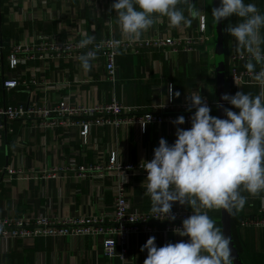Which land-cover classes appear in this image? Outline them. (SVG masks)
Returning <instances> with one entry per match:
<instances>
[{
  "label": "crops",
  "instance_id": "0c3cea01",
  "mask_svg": "<svg viewBox=\"0 0 264 264\" xmlns=\"http://www.w3.org/2000/svg\"><path fill=\"white\" fill-rule=\"evenodd\" d=\"M246 2L255 3L264 13V0ZM112 3L113 0H75L70 8H64L61 0H53L47 7L39 2L0 0V105L15 106L29 100L54 104L60 99L90 105L115 99L125 105L141 106L143 112H151L156 106L157 112L172 116V120L149 123L146 130L139 123L92 125L86 137L78 125L43 129L32 119L8 123L0 130V219L27 218L33 222L38 217H46L59 222L103 217L109 221L114 211L115 185L120 176L99 178L88 167L109 161L114 153L121 162L151 160L162 137L171 144L176 139L177 127H191L188 113L192 116L195 110L176 105L172 109L160 107L169 100L168 84H172L173 94L181 93L179 97L173 96L177 104L191 102L189 94H202L203 98L217 100L215 55L209 47L210 42L195 44L192 52L180 50L176 54L167 47H144L139 53L123 50L117 57L115 81L105 78L103 56L92 62L90 71H85L80 61L75 64L64 60L59 65L50 60H36L14 70L10 68L7 57L11 44L32 40L39 34L59 32L61 39L72 37L75 40L82 38V32L95 36V40L123 37L116 13L111 9ZM191 4L208 22L212 0H191ZM239 19L233 16L224 20L227 78L234 67L232 54L246 52L225 31L228 23H236ZM63 27L69 31L63 32ZM261 32L264 34V29ZM164 36H191L197 40L201 36L199 19L194 20L191 27L177 28L170 26L167 17H163L139 38ZM13 76H22L28 86L5 89L3 80ZM262 88L264 85L252 83L235 86L229 81L226 93L234 95L242 90L255 96ZM227 108L238 111L228 102ZM211 114L218 116L216 111ZM180 115L186 122L175 125L173 121ZM62 167L73 169L60 170ZM82 167L85 168L84 178L78 176ZM53 169H56L54 175L51 174ZM10 170H22V173L12 174ZM146 175V172L135 171L121 177L131 211L152 212L150 196L142 187L143 181L145 186L147 184ZM242 195L247 198L244 208L232 213L234 242L245 264H264V226L241 224L245 218L259 214L264 205V192L253 196L242 191ZM172 211L193 210L175 202ZM201 211H206L222 230L221 209L201 208ZM155 226L152 232L128 234L124 243L117 235L118 252L125 248L128 262L143 264L147 250L141 251V246L149 237L155 236L158 246L188 239L175 231H167L165 223ZM103 238L102 235L69 232L24 240L4 236L0 230V264H120V256L110 259L104 254Z\"/></svg>",
  "mask_w": 264,
  "mask_h": 264
},
{
  "label": "clouds",
  "instance_id": "9594fccd",
  "mask_svg": "<svg viewBox=\"0 0 264 264\" xmlns=\"http://www.w3.org/2000/svg\"><path fill=\"white\" fill-rule=\"evenodd\" d=\"M111 9L116 13L122 36L130 40L138 39L163 17L177 28L191 27L196 19L201 30L206 26L205 18L191 0H113ZM211 15L217 25L233 16L240 18L228 23L225 31L246 50V69L264 85V13L246 0H220ZM80 35V49L93 46L78 57L82 68L90 71L100 45L95 44V36L83 32ZM180 95L179 91L173 94V86L168 84V98ZM189 97V110L195 109L191 127H177L171 144L162 137L153 150V158L140 164L147 173V184L143 181L142 187L150 196L151 211L156 214L153 217L160 219L163 215L175 220V202L193 210L183 219L182 227L175 229L188 239L158 246L156 237H149L141 246V251L147 250L144 264H230V237L201 208H218L232 214L246 204L242 191L253 196L264 192V88L255 96L242 90L234 95L225 93L222 100L238 110L225 108V118L211 114L202 94ZM185 122L183 115L173 121L175 125Z\"/></svg>",
  "mask_w": 264,
  "mask_h": 264
},
{
  "label": "built area",
  "instance_id": "2783aa9c",
  "mask_svg": "<svg viewBox=\"0 0 264 264\" xmlns=\"http://www.w3.org/2000/svg\"><path fill=\"white\" fill-rule=\"evenodd\" d=\"M10 3H18L23 1L39 2L42 6L47 7L53 0H5ZM64 8H70V4L75 0H61ZM1 12V10H0ZM205 18L206 16L202 14ZM69 31L67 27H63V32ZM201 36L195 40L191 36L178 37H158V38H138L130 40L126 37L108 36L100 40H95V44L100 45L98 56H103L106 61L107 80L115 81L117 79V57L123 50L139 53L144 47H167L172 53H178L180 50L192 52L195 44L205 45L210 42L212 35L208 34L207 21L204 30H201ZM80 40L72 37L61 39V33L39 34L36 38L20 43H13L10 47V53L7 57L11 69L17 66L27 64L29 61H46L50 60L59 65L64 60L77 64L79 55L92 49L90 45L86 49L78 47ZM1 53V48H0ZM248 60L247 52H235L232 54L233 68L228 80L235 86L245 83L259 84L253 78V74L249 73L245 67ZM259 71V68L256 69ZM35 79V78H33ZM37 80V79H36ZM35 82V81H34ZM39 81H36L38 84ZM35 84V85H36ZM20 86H28V82L22 76H13L3 80V87L7 90H13ZM204 101L208 104L212 111L218 106L217 100H209L207 97ZM190 103L177 104L174 98H169L167 103L161 104L162 109H172L175 105L179 108L188 110ZM158 107V106H157ZM141 106L125 105L117 100L103 104H84L69 99H60L54 104L40 103L36 101L18 102L15 106L0 105V130L6 128L8 123L15 120L32 119L40 128H55L60 125H78L83 128V134L86 137L92 125H120L129 123H139L143 130L149 123H162L172 120V116L164 115L156 111V106L151 112H143ZM195 110V109H192ZM211 111V112H212ZM190 117L191 114L188 113ZM141 162H121L117 155L112 154L109 161H101L88 169L94 172L95 176L104 178L107 175H118L120 179L124 175L132 174L135 171L146 172L140 167ZM60 170H69L73 168L62 167ZM79 177L84 178L86 174L82 172L84 167L80 168ZM54 171V172H53ZM56 169L51 174L54 175ZM22 173V170H10V173ZM47 175H50L47 174ZM118 179L115 185L114 193V211L107 221L105 218H79L68 219L64 221L53 222L46 217H38L33 222L27 218L19 219H0V230L4 236L19 239H32L36 236H57L59 234H67L69 232H77L81 234H91L93 236L102 235L103 252L112 259L120 256L122 262L120 264H133L126 260V249L122 248L118 252V242L116 236L119 235L122 243L127 235L133 232H152L156 230L155 224L165 223L167 231H178L182 227L184 218L193 214V211H172L176 219L170 220L160 215L159 218L152 212L131 211L128 205V196L123 180ZM242 226H264V205L259 210V214L245 218L241 222ZM176 232V231H175ZM144 264V263H143Z\"/></svg>",
  "mask_w": 264,
  "mask_h": 264
},
{
  "label": "water",
  "instance_id": "95a60500",
  "mask_svg": "<svg viewBox=\"0 0 264 264\" xmlns=\"http://www.w3.org/2000/svg\"><path fill=\"white\" fill-rule=\"evenodd\" d=\"M220 0H212L213 7H218ZM214 40H215V68H216V84H217V114L220 118H225L224 109L227 108V101L222 100V96L226 93V55H225V36H224V20L218 25L214 23ZM222 231L231 239L232 247V264H245L242 260L233 238L232 232V214H228L221 209Z\"/></svg>",
  "mask_w": 264,
  "mask_h": 264
},
{
  "label": "rangeland",
  "instance_id": "374dc122",
  "mask_svg": "<svg viewBox=\"0 0 264 264\" xmlns=\"http://www.w3.org/2000/svg\"><path fill=\"white\" fill-rule=\"evenodd\" d=\"M212 8H213V5H212ZM207 26H208V34L212 35V38H211L210 43H209V47L214 51V48H215L214 21H213V19L211 17V11L209 12ZM213 61L215 62V56L213 57ZM215 110H217V107L215 108Z\"/></svg>",
  "mask_w": 264,
  "mask_h": 264
},
{
  "label": "trees",
  "instance_id": "16d2710c",
  "mask_svg": "<svg viewBox=\"0 0 264 264\" xmlns=\"http://www.w3.org/2000/svg\"><path fill=\"white\" fill-rule=\"evenodd\" d=\"M228 88H229V80L228 78H226V90L228 91ZM217 112V110H215Z\"/></svg>",
  "mask_w": 264,
  "mask_h": 264
}]
</instances>
